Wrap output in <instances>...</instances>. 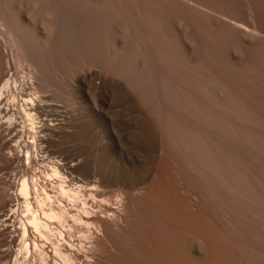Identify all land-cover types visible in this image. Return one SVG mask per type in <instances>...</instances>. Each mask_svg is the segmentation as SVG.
<instances>
[{"label":"bare ground","instance_id":"bare-ground-1","mask_svg":"<svg viewBox=\"0 0 264 264\" xmlns=\"http://www.w3.org/2000/svg\"><path fill=\"white\" fill-rule=\"evenodd\" d=\"M0 84L4 264H264V0H0Z\"/></svg>","mask_w":264,"mask_h":264},{"label":"rangeland","instance_id":"rangeland-1","mask_svg":"<svg viewBox=\"0 0 264 264\" xmlns=\"http://www.w3.org/2000/svg\"><path fill=\"white\" fill-rule=\"evenodd\" d=\"M1 88V84H0ZM17 138L10 139L9 136L4 139H0V188H3L7 185L8 182H12L17 179L16 172L18 170V164L16 162L11 163L10 165L2 160V158L12 157L16 151H11V147L15 145ZM25 156V154H24ZM10 194H13V191H9ZM5 249V247L0 248V252ZM5 261H0V264H4Z\"/></svg>","mask_w":264,"mask_h":264}]
</instances>
